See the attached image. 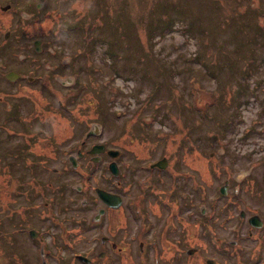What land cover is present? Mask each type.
<instances>
[{"label": "rangeland", "instance_id": "obj_1", "mask_svg": "<svg viewBox=\"0 0 264 264\" xmlns=\"http://www.w3.org/2000/svg\"><path fill=\"white\" fill-rule=\"evenodd\" d=\"M9 71L23 78L8 80ZM73 73L78 85L55 82ZM96 120L113 148L122 129L137 132L140 149L155 146L154 157L168 144L185 190L201 179L204 203L223 186L264 190V0H0V264H42L26 251H38L24 241L29 228L40 230V244L55 241L50 264L82 263L63 255L60 235L85 215L83 196L70 195L74 206L64 209L48 183L62 151L74 153L87 127H101ZM55 142L59 159L42 161ZM53 195L58 205L46 208ZM75 232L69 239L84 242Z\"/></svg>", "mask_w": 264, "mask_h": 264}, {"label": "flooded vegetation", "instance_id": "obj_2", "mask_svg": "<svg viewBox=\"0 0 264 264\" xmlns=\"http://www.w3.org/2000/svg\"><path fill=\"white\" fill-rule=\"evenodd\" d=\"M64 65L52 71L58 72ZM75 74L66 77L68 83L56 75L55 82L71 88L78 85ZM22 78L20 74L18 79ZM33 82L31 77L26 78V83ZM75 92L68 93L71 101L81 90ZM84 117L88 126L91 116ZM94 123L101 125L100 120ZM103 133L102 125L87 127L74 153L62 151L58 167H64H54L56 176L48 183L59 193L57 197H63L64 209L74 206L75 198L70 195L83 196L79 205L85 215L72 217L71 227L61 231L60 236L68 242L63 255L81 264H98L97 260H108L109 264H264V190H218L216 196L207 194L208 202L204 203L207 190H201V179L192 184L194 190H185L187 178L178 172L181 165L172 161L168 144L157 146L163 151L154 157L156 147L144 144L140 149L133 139L137 132L119 131V148L111 147L113 139L102 138ZM58 144L51 145L52 154H38L41 160L57 161ZM72 170L79 175L77 183L58 179L61 173ZM102 192L110 196V204L100 198ZM38 193L36 190L33 195ZM220 198L226 201L216 203ZM53 201L58 205L59 199L53 195L44 202L45 207H52L49 202ZM53 226H57L55 220ZM72 229L85 241L69 239ZM24 234L26 244H38V251L26 250L29 255H38V259L44 258L42 264H50L47 259L58 254L55 241L40 244L37 228H29Z\"/></svg>", "mask_w": 264, "mask_h": 264}, {"label": "water", "instance_id": "obj_3", "mask_svg": "<svg viewBox=\"0 0 264 264\" xmlns=\"http://www.w3.org/2000/svg\"><path fill=\"white\" fill-rule=\"evenodd\" d=\"M7 8H9V6L3 7V9H7ZM7 35H8V33L5 34V37H7ZM33 46H34L35 50L38 51L40 49V41L39 40L34 41V45ZM5 77L8 80H15L16 78L19 77V74L14 72V71H9L8 73H6ZM221 190H224V189H221ZM99 195H100V197H101V199L103 201H105L106 203L110 204L111 198H110V196L107 193L102 192V193H99ZM79 258L82 259V260L88 261V259L83 258L81 256H79Z\"/></svg>", "mask_w": 264, "mask_h": 264}, {"label": "trees", "instance_id": "obj_4", "mask_svg": "<svg viewBox=\"0 0 264 264\" xmlns=\"http://www.w3.org/2000/svg\"><path fill=\"white\" fill-rule=\"evenodd\" d=\"M60 1H62V0H60ZM180 3H181V1L174 2V3H173V6H172V9H171V10H173V12L177 15V17H178V15H179V13L183 11V6H182ZM171 29H172V28L166 30L165 33H167L168 31H170ZM230 98H233V99H231V100H232L233 102H236V101H238V100L240 99V96H238V92H237L236 94H234V95H233L232 97H230ZM238 104L240 105V102H238ZM236 107H238V106H236Z\"/></svg>", "mask_w": 264, "mask_h": 264}]
</instances>
